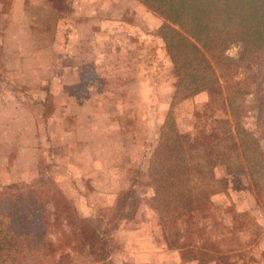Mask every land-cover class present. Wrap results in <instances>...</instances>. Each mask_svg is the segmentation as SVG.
Here are the masks:
<instances>
[{
    "label": "rangeland",
    "instance_id": "374dc122",
    "mask_svg": "<svg viewBox=\"0 0 264 264\" xmlns=\"http://www.w3.org/2000/svg\"><path fill=\"white\" fill-rule=\"evenodd\" d=\"M3 1L0 192L50 176L80 217L101 225L112 264H198L168 246L147 175L175 83L163 19L136 0H40L28 10L36 40L15 44L12 34L4 38L13 13L11 0ZM263 83L264 76L247 81L250 91ZM172 115L184 133H195L198 122L221 133L233 128L219 86L175 102ZM224 169H213L206 197L216 221L231 226L230 211L241 219L238 242L229 245L235 250L219 264H264V194L235 166L232 174ZM198 225L212 238L224 234L207 217ZM91 259L82 253L76 261Z\"/></svg>",
    "mask_w": 264,
    "mask_h": 264
},
{
    "label": "trees",
    "instance_id": "16d2710c",
    "mask_svg": "<svg viewBox=\"0 0 264 264\" xmlns=\"http://www.w3.org/2000/svg\"><path fill=\"white\" fill-rule=\"evenodd\" d=\"M136 1L163 19L160 37L175 73L172 104L147 172L159 224L168 246L178 249L183 259L228 262L235 250L229 245L238 242L235 230L241 215L230 211L231 226L216 221L217 207L206 195L217 165L230 174L235 166V173L249 177L257 194H264V83L254 91L247 85L249 78L264 76V0ZM231 47L237 55L227 53ZM217 86L232 130H206L198 122L195 133L178 131L174 103ZM247 95L253 102L246 109ZM206 217L212 230L224 231L220 238H212L198 225ZM100 226L80 217L50 176L4 185L0 264H112ZM82 253L91 256L92 263H78Z\"/></svg>",
    "mask_w": 264,
    "mask_h": 264
},
{
    "label": "crops",
    "instance_id": "0c3cea01",
    "mask_svg": "<svg viewBox=\"0 0 264 264\" xmlns=\"http://www.w3.org/2000/svg\"><path fill=\"white\" fill-rule=\"evenodd\" d=\"M38 1L40 0H11L10 9L13 13V17L10 18V21L4 28V38L7 37L8 34H12L10 36H12V40L15 44H19L22 40L30 42L36 40V36L35 33H33L34 30L32 28L34 22H30V24H28V10H30L29 5H31L32 2L37 3ZM42 1L45 2V0ZM3 10L4 1L0 0V18L4 16ZM49 33L53 32L50 31ZM16 50V53L19 52L18 49Z\"/></svg>",
    "mask_w": 264,
    "mask_h": 264
}]
</instances>
